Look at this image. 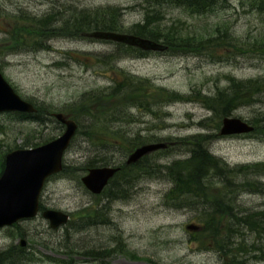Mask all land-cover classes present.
Listing matches in <instances>:
<instances>
[{"label": "rangeland", "instance_id": "obj_1", "mask_svg": "<svg viewBox=\"0 0 264 264\" xmlns=\"http://www.w3.org/2000/svg\"><path fill=\"white\" fill-rule=\"evenodd\" d=\"M158 1L0 0V69L16 92L44 113L43 122L1 114L0 155L61 136L66 127L53 113H64L80 125L64 155L67 170L50 177L40 197L45 210L69 213L70 222L52 229L42 211L0 229V254L12 251L7 264H264V135L258 130H264V0H214L200 15ZM105 8L119 10L123 33L157 12L161 17L153 27L213 42L199 51L147 52L142 57L86 35L43 38L40 45L37 36L28 34L20 42L10 40L15 26L30 31L33 19L54 15L60 26L74 15ZM124 75L143 78L139 97L146 91L153 100L156 90L165 88L186 100L164 101L153 112L135 108L112 94V87L125 82ZM238 83L246 87L238 92L242 106L230 115L255 130L222 136L221 114L198 98L231 93ZM85 108L89 114L81 112ZM96 115L97 123L91 119ZM198 136L206 137L202 148L218 160L203 182L207 189L225 190L221 199L228 213L194 195L169 197L176 188L169 167L190 157L192 143L186 142ZM156 142H172L173 147L129 172L140 174L137 179L119 177L99 195L83 184L94 162L108 159L105 167L122 165L134 144ZM212 209L217 219L207 223ZM220 213L228 218L219 219ZM191 225L198 229L187 230ZM118 246L142 260L126 253L104 260L86 255Z\"/></svg>", "mask_w": 264, "mask_h": 264}, {"label": "trees", "instance_id": "obj_2", "mask_svg": "<svg viewBox=\"0 0 264 264\" xmlns=\"http://www.w3.org/2000/svg\"><path fill=\"white\" fill-rule=\"evenodd\" d=\"M214 0H159L155 2L158 5H171L175 4V6H183L187 8L192 14H204L205 11L210 9L213 4ZM172 3V4H171ZM147 18L144 23L136 24L128 34H133L135 36L150 39L154 42L163 44L168 46V51H178V52H185V51H199L203 44H211L213 39L204 40L203 38H199L198 36H186L183 34H174L169 29H162L161 27H153L155 21H159L160 15L155 12L153 15L147 14ZM156 16L155 18H153ZM159 18V19H157ZM33 19V18H32ZM154 20V21H152ZM59 22V21H57ZM30 31L28 29H21L17 26L13 28V32L11 34L12 41L20 42L21 39L25 37V34L31 36H37L38 40L35 42L38 45L41 44L43 38L51 39L53 37H89V34L95 31H110V32H117L123 33V26L120 22V13L118 9L113 8H105V9H96L92 12L85 11L79 14L78 18L74 15L72 18L65 20L60 23V26L55 25L54 15L45 17L44 19H37L32 20V24H30ZM37 29V30H33ZM201 34H199L200 36ZM31 47L33 45H30ZM120 47L119 52H126V53H133L136 55H140L142 57L146 56L147 52H144L138 48L130 47L124 44H118ZM125 82L119 85L117 84L116 87H112L111 91L113 90L112 94L121 95L124 99V102H131L133 106L142 109L143 111L153 112V108L158 106L159 103H163L164 101H181L186 100L185 97L171 92L167 89H157L158 97L149 100L148 94L145 91L144 97H139L138 92L141 89L142 81L145 83L143 78H136L129 75H124ZM241 89H246L241 83L234 84L230 92L220 93L218 96L213 98H206V97H199L198 100L205 104L208 108L213 110L216 114H221V123L222 120L226 117H230L231 113L238 109V107L242 106L240 104L239 98V91ZM123 93V94H121ZM143 93V92H141ZM228 93V94H227ZM230 93V94H229ZM156 95V94H155ZM109 98V95L107 96ZM134 102V103H132ZM86 110H82L83 113H90V111L85 108ZM38 113L36 115H26V114H17V116L24 120H39L43 122V115L44 113L38 109ZM16 116V114H15ZM93 121L97 123L98 116L91 117ZM78 124V123H77ZM79 129L80 125L78 124ZM78 129V130H79ZM77 130V133H78ZM258 130H261V133L264 135V130L262 127H259ZM257 130V131H258ZM206 139L204 136L195 137L194 140L187 141L186 143H192V147L189 148L191 150L190 157L186 160H179L172 164L169 167L170 174L173 177L176 188H174L169 197L173 196V199L176 200V195L181 194H189L194 195L196 199H204L208 204H210L213 209H217L220 212H225L226 206L224 205L222 195L224 196L225 190L218 189L212 187L210 185L208 189L206 188V184L203 182L205 176H209V172L214 170V167L218 166L216 160L207 150L202 148V142ZM53 140V139H52ZM157 143V142H156ZM172 143V142H169ZM146 143H140L138 145L134 144L132 150L129 154L137 147L145 145ZM149 144V143H148ZM176 146V144H175ZM173 147V146H171ZM171 147H168L166 150L169 151ZM188 149V148H187ZM154 155V154H153ZM4 158L3 154L0 155V176L1 172L4 169ZM148 157L142 159L139 163L128 166L126 163L122 165H117L114 167L120 168V171L116 174L114 179L110 181V184L116 180L117 178L121 177L122 180L130 181V178L137 179L140 174H130V171H137L139 164L143 161H147ZM108 159H101L94 162V165L91 166L92 168L96 167H105L107 164ZM110 161V160H109ZM109 163V162H108ZM109 166V164L107 165ZM67 170L65 167L64 170ZM63 170V171H64ZM73 170V169H70ZM211 175V174H210ZM209 185V184H208ZM247 186L255 185L252 182H248ZM231 188V187H229ZM228 188V189H229ZM227 190V189H226ZM220 193V197L218 196ZM172 195V196H171ZM42 210H45L43 206H41ZM213 209L207 213L208 221L207 223L215 221L218 215H215L216 211ZM226 213V212H225ZM219 219L228 218L227 214L220 213ZM90 218V214L86 217ZM250 218V217H246ZM246 218L242 220H246ZM16 226V225H15ZM208 228H206L207 230ZM212 234L214 235V239L218 237V230L213 231ZM114 253H126L127 257L134 260H142L141 257L137 256L136 254L129 253L125 250V248L118 246L112 250L106 249L103 252H98L96 250H92L86 254L87 256H91L95 259L101 258L104 260L106 257H111ZM12 251H6L5 253L0 254V264H7L9 261L12 260Z\"/></svg>", "mask_w": 264, "mask_h": 264}, {"label": "water", "instance_id": "obj_3", "mask_svg": "<svg viewBox=\"0 0 264 264\" xmlns=\"http://www.w3.org/2000/svg\"><path fill=\"white\" fill-rule=\"evenodd\" d=\"M90 38L111 41L118 44L139 48L145 52H164L168 46L141 38L132 34L110 31H95ZM17 112L36 113L34 105L23 100L6 81L0 70V114ZM65 125V132L57 139L32 149H18L7 154L5 168L0 177V229L8 228L22 220L36 218L40 212V197L47 180L62 172L64 155L76 135L77 123L64 114H53ZM254 127L239 118L226 117L222 121V136L248 134ZM170 145L164 142L150 143L137 147L128 156V166L139 163L143 158L158 151L166 150ZM120 171L118 167H97L89 169L82 178L85 187L94 195L101 194ZM43 217L50 222L52 229L66 226L70 217L67 213L56 210H44ZM188 230L198 228L188 226ZM27 245L26 240L21 246Z\"/></svg>", "mask_w": 264, "mask_h": 264}, {"label": "flooded vegetation", "instance_id": "obj_4", "mask_svg": "<svg viewBox=\"0 0 264 264\" xmlns=\"http://www.w3.org/2000/svg\"><path fill=\"white\" fill-rule=\"evenodd\" d=\"M226 212V211H225ZM226 213H228V212H226Z\"/></svg>", "mask_w": 264, "mask_h": 264}, {"label": "bare ground", "instance_id": "obj_5", "mask_svg": "<svg viewBox=\"0 0 264 264\" xmlns=\"http://www.w3.org/2000/svg\"><path fill=\"white\" fill-rule=\"evenodd\" d=\"M255 130V129H254Z\"/></svg>", "mask_w": 264, "mask_h": 264}]
</instances>
